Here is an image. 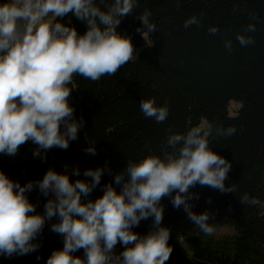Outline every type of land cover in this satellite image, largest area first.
Listing matches in <instances>:
<instances>
[{
  "label": "clouds",
  "instance_id": "9594fccd",
  "mask_svg": "<svg viewBox=\"0 0 264 264\" xmlns=\"http://www.w3.org/2000/svg\"><path fill=\"white\" fill-rule=\"evenodd\" d=\"M138 7L137 0H4L0 3V154L15 158L23 145L31 142L32 156L47 163V153L67 150L85 127L83 116L76 117L69 103L76 90L74 77L93 82L114 76L124 65L138 58L130 36L117 31L123 17ZM69 14L87 26L79 34L63 22ZM145 10L137 19L136 31L146 40L156 32ZM200 25L192 16L184 27ZM249 24L245 32H254ZM215 35L217 27L208 29ZM244 47L254 44L250 37L237 34ZM153 44V43H152ZM146 45V46H152ZM231 41L225 47L231 49ZM71 86V87H70ZM146 118L164 122L168 108L156 106L155 99L139 103ZM214 126L192 127L185 134H170L163 158L150 155L138 162H127L116 173L114 182L103 185V194L90 199L101 185L102 176L112 170L105 165L83 171L79 166L57 172L48 168L42 179L21 185L0 170V255L11 258L36 252L35 241L51 223L50 231L63 238V248L53 250L46 264H165L173 251L171 229L162 226L164 206L169 198L181 207L188 219L203 233L211 235L209 224L214 213H196L190 200L198 199L190 189L207 186L220 193L235 191L225 181L231 163L209 148ZM234 126L215 127L217 137L236 133ZM83 151L97 154L94 145ZM77 177L73 182L70 177ZM118 185V192L113 186ZM38 191L45 198L43 214L29 200ZM247 195L240 199L247 202ZM211 200L209 199V203ZM152 218L145 235L133 231L141 221ZM120 243L124 250L114 251ZM83 250V256L75 253ZM39 260L40 257L37 256Z\"/></svg>",
  "mask_w": 264,
  "mask_h": 264
},
{
  "label": "trees",
  "instance_id": "16d2710c",
  "mask_svg": "<svg viewBox=\"0 0 264 264\" xmlns=\"http://www.w3.org/2000/svg\"><path fill=\"white\" fill-rule=\"evenodd\" d=\"M137 3L138 7L122 18L117 31L131 37L138 58L114 76L96 82L74 77L76 90L69 103L76 117L83 116L86 122L79 138L67 150H50L47 163L32 156L35 146L29 142L15 158L0 154V170L23 185L42 179L48 168L70 174L79 166V178L84 179L85 169L107 165L112 174L102 176L101 185L91 194L94 200L103 194V185L114 182L115 174L126 168L128 160L138 162L150 155L163 158L164 151H171L166 143L170 134H185L192 127L206 128L212 123L209 148L231 163L225 185L235 191L220 193L200 185L190 189L198 195L190 200L193 211L215 214L209 220L211 235L193 224L182 207L174 208L169 198L161 201L162 226L171 229L168 243L173 249L165 264H264V0ZM145 10L151 13L150 22L157 30L146 40L136 31L141 27L137 17ZM192 16L200 25L186 29L184 22ZM63 22L79 34L87 30L86 24L71 14ZM249 24L255 25L254 32H245ZM213 26L219 31L210 35L208 29ZM237 34L250 36L255 43L242 47ZM226 41H231L230 50ZM149 98L155 99L156 106H167L169 115L164 122L157 123L141 112L140 101ZM233 102L240 106L232 114ZM229 126L236 128L234 135H215V127ZM88 145L96 147L95 156L83 151ZM70 179L74 182L77 177ZM245 195L248 200L242 204ZM28 197L43 214L45 198L38 191ZM54 222L49 221L35 241L40 245L36 252L11 258L0 255V264H46L53 250L63 248V238L50 231ZM151 223L152 218L141 221L133 231L145 235ZM224 228L230 233L214 234ZM123 250L120 243L114 249L117 254ZM75 255L83 256V250Z\"/></svg>",
  "mask_w": 264,
  "mask_h": 264
},
{
  "label": "rangeland",
  "instance_id": "374dc122",
  "mask_svg": "<svg viewBox=\"0 0 264 264\" xmlns=\"http://www.w3.org/2000/svg\"><path fill=\"white\" fill-rule=\"evenodd\" d=\"M239 106L240 105L236 102L231 103L230 104V112L233 114L239 108ZM226 233H230V230L228 228L217 229L214 234L221 235V234H226Z\"/></svg>",
  "mask_w": 264,
  "mask_h": 264
}]
</instances>
